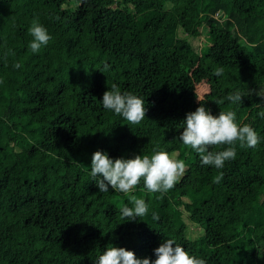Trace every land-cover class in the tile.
<instances>
[{
  "label": "trees",
  "instance_id": "obj_1",
  "mask_svg": "<svg viewBox=\"0 0 264 264\" xmlns=\"http://www.w3.org/2000/svg\"><path fill=\"white\" fill-rule=\"evenodd\" d=\"M34 18L51 37L36 53ZM215 64L231 67L216 76ZM201 68L210 88L199 95ZM113 83L144 101L140 124L103 107ZM201 104L234 111L260 144L203 165L179 139ZM261 112L264 0H0V264H95L111 246L154 260L165 239L206 264H264ZM156 145L186 164L172 189L99 192L94 152L127 159ZM131 195L148 212L127 220Z\"/></svg>",
  "mask_w": 264,
  "mask_h": 264
},
{
  "label": "clouds",
  "instance_id": "obj_2",
  "mask_svg": "<svg viewBox=\"0 0 264 264\" xmlns=\"http://www.w3.org/2000/svg\"><path fill=\"white\" fill-rule=\"evenodd\" d=\"M28 32L32 37L29 47L33 53L38 52L41 46H46L51 39L38 18L31 21ZM13 67L19 69L22 65L17 62ZM107 67L105 65V69ZM223 73L222 67L214 69L216 76ZM227 99L233 103L242 101L239 93L230 94ZM102 104L105 109L113 111L130 124L138 125L146 116L144 101L131 92H121L115 83L103 93ZM259 115L264 117V112ZM179 139L200 155L203 165L216 169H222L226 161L236 158L237 142L241 148H255L260 144L259 134L247 124H238L234 111H220L218 115H213L202 104L195 111L186 114ZM224 145L228 147L219 151L210 150ZM90 170V176L101 193L108 192L111 188L128 194L143 181L148 193L164 194L172 189L178 178L184 174L186 164L175 154H169L156 145L151 155H136L127 159H112L107 153L97 150L92 154ZM222 178L221 172L213 178V183H219ZM129 199L132 207L125 205L120 209L124 218L134 220L147 214L148 205L143 198L131 195ZM153 218L158 219L155 214ZM154 255V260L141 259L137 258L133 251L111 246L98 256L95 264H206L204 259L190 255L173 239H165L154 249Z\"/></svg>",
  "mask_w": 264,
  "mask_h": 264
},
{
  "label": "rangeland",
  "instance_id": "obj_3",
  "mask_svg": "<svg viewBox=\"0 0 264 264\" xmlns=\"http://www.w3.org/2000/svg\"><path fill=\"white\" fill-rule=\"evenodd\" d=\"M203 39H207V36H205V35H200V36H198L197 38H196V40H195V42H198L197 44H199V42H201V40H203ZM216 66H218L217 64H215ZM218 67H222L223 69H228L229 67H231V66H218ZM228 67V68H227ZM168 68L169 69H171V71H172V74L173 75H176L177 74V72H176V70H175V66L171 63V62H169V64H168ZM237 68H238V66H237ZM203 69L201 68V71H200V73L199 74H201V76H202V78L200 79V80H196L195 81V85H196V91H197V93L199 94V95H202V92L203 91H206V90H208L210 87H209V84L207 83L208 82V79L206 78V76H205V74L203 73ZM205 72H207V71H205ZM211 79H213V75H208ZM194 79H196V77L194 78Z\"/></svg>",
  "mask_w": 264,
  "mask_h": 264
}]
</instances>
